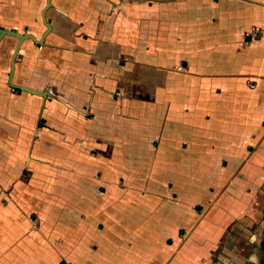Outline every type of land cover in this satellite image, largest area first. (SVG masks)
I'll return each instance as SVG.
<instances>
[{
  "label": "crops",
  "instance_id": "obj_1",
  "mask_svg": "<svg viewBox=\"0 0 264 264\" xmlns=\"http://www.w3.org/2000/svg\"><path fill=\"white\" fill-rule=\"evenodd\" d=\"M48 1L0 0V264H263L264 0Z\"/></svg>",
  "mask_w": 264,
  "mask_h": 264
},
{
  "label": "water",
  "instance_id": "obj_2",
  "mask_svg": "<svg viewBox=\"0 0 264 264\" xmlns=\"http://www.w3.org/2000/svg\"><path fill=\"white\" fill-rule=\"evenodd\" d=\"M50 1L51 0H49L47 2V6H46L45 10H47V8H49L51 6ZM45 10L43 11L42 18H43L44 24L46 25L47 29L49 30L50 27H49V23L47 21V18L45 16ZM6 36L15 37L17 39V44L13 50L11 61H10L11 71H10V75H9V85L12 87H15V85L12 82V75H13L14 68H15V60L17 59L18 53L22 49L23 43L26 40L31 39L35 44L42 45L44 43V37L37 38L33 33H22L19 31L5 29V28L0 27V43L3 40V38H5ZM263 264H264V262H263Z\"/></svg>",
  "mask_w": 264,
  "mask_h": 264
},
{
  "label": "rangeland",
  "instance_id": "obj_3",
  "mask_svg": "<svg viewBox=\"0 0 264 264\" xmlns=\"http://www.w3.org/2000/svg\"><path fill=\"white\" fill-rule=\"evenodd\" d=\"M6 39H7V40H5V41H8L9 44H10V43L14 44L13 42H14L15 40H13V38L6 37ZM6 44H7V43H6Z\"/></svg>",
  "mask_w": 264,
  "mask_h": 264
}]
</instances>
